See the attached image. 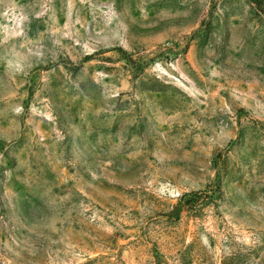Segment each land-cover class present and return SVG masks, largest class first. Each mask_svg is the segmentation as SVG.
I'll use <instances>...</instances> for the list:
<instances>
[{"label": "rangeland", "instance_id": "rangeland-1", "mask_svg": "<svg viewBox=\"0 0 264 264\" xmlns=\"http://www.w3.org/2000/svg\"><path fill=\"white\" fill-rule=\"evenodd\" d=\"M0 264H264V0H0Z\"/></svg>", "mask_w": 264, "mask_h": 264}]
</instances>
